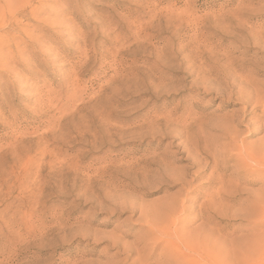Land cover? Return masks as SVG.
I'll use <instances>...</instances> for the list:
<instances>
[{
    "label": "rangeland",
    "instance_id": "obj_1",
    "mask_svg": "<svg viewBox=\"0 0 264 264\" xmlns=\"http://www.w3.org/2000/svg\"><path fill=\"white\" fill-rule=\"evenodd\" d=\"M197 258L264 264V0H0V264Z\"/></svg>",
    "mask_w": 264,
    "mask_h": 264
},
{
    "label": "bare ground",
    "instance_id": "obj_2",
    "mask_svg": "<svg viewBox=\"0 0 264 264\" xmlns=\"http://www.w3.org/2000/svg\"><path fill=\"white\" fill-rule=\"evenodd\" d=\"M252 112H253V111H252ZM253 116H254V115H253ZM229 126H230V125H229ZM230 140H231V139H230ZM47 155H48V154H47ZM60 166H61V165H60ZM62 166H63V165H62ZM69 166H70V165H69ZM60 168H61V167H60ZM64 169H65V168H64ZM93 178H94V177H93ZM168 178H169V177H168ZM171 179H172V178H171ZM75 180H76V179H75ZM99 182H100V181H99ZM185 183H186V182H185ZM73 185H74V184H73ZM186 185H187V184H186ZM185 187H186V186H185ZM185 189H186V188H185ZM64 193H65V192H64ZM179 193H180V192H179ZM113 196H114V195H113ZM185 196H187V194H186ZM104 197H105V196H104ZM77 198H78V197H77ZM95 199H96V198H95ZM80 200H81V199H80ZM97 201H98V200H97ZM84 203H85V202H84ZM180 203H181V202H180ZM176 205H178V204H176ZM180 205H181V204H180ZM123 207H124V205H123ZM180 207H181V206H180ZM172 208H173V206H172ZM97 209H98V208H97ZM201 209H202V208H201ZM153 210H155V209H153ZM161 210H162V209H161ZM131 211H132V210H131ZM140 211H142V210H140ZM155 211H156V210H155ZM171 211H174V210H171ZM129 213H130V212H129ZM140 213H141V212H140ZM143 213H144V212H143ZM157 214H158V213H157ZM165 214H166V213H165ZM139 216H140V215H139ZM148 216H149V215H148ZM153 216H154V215H153ZM160 216H161V215H160ZM167 216H168V215H167ZM156 217H158V216H156ZM175 217H176V216H175ZM149 218H150V217H149ZM152 218H153V217H152ZM158 218H159V217H158ZM163 218H164V217H162V219H163ZM154 219H155V218H154ZM156 219H157V218H156ZM159 219H160V218H159ZM165 219H167V218H165ZM149 221H150V220H149ZM151 221H152V220H151ZM156 221H157V220H156ZM167 221H168V220H167ZM176 221H177V219H176ZM143 222H144V221H143ZM143 222H142V223H143ZM160 222H161V221H160ZM162 222H163V221H162ZM162 222H161V223H162ZM164 222H165V221H164ZM174 222H175V221H174ZM146 223H147V222H146ZM156 223H157V222H156ZM171 223H172V227H171V225H169L170 227L167 229V232L165 231L164 234H165V236L167 237L169 234L174 233V234H172V235L170 236V238L173 239V237L177 235V234H176L177 232H173V230H174V228H173L174 226H173V225H174L175 223H174V224H173V222H171ZM176 223H177V222H176ZM152 224H153V222H152ZM157 224H158V223H157ZM149 225H150V224H149ZM149 225H148V226H149ZM158 225H159V224H158ZM152 226H153L152 229L155 228V227H154V224H153ZM156 226H157V225H156ZM161 226H162V224H161ZM156 228H157V227H156ZM156 230H157V229H156ZM178 230H179V229H178ZM159 231H160V230H159ZM174 231H177V230H174ZM156 232H157V231H156ZM156 232H155V233H156ZM163 232H164V231H163ZM161 233H162V232H161ZM183 233H185V232H183ZM183 233H182V235H183ZM193 233H195V232H193ZM156 234H157V233H156ZM188 234H189V233H188ZM190 235H191V234H190ZM196 235H197V234H196ZM157 236H159V235H157ZM153 237H154V236H153ZM182 237H183V236H182ZM193 237H194V236H193ZM159 238H160V237H159ZM159 238H158V239H159ZM161 238H162V237H161ZM170 238L167 237V240L169 239V240H170V243H172V239H170ZM165 239H166V238H164L163 241H164ZM176 239H178V238H176ZM176 239H174L175 241H173V244L175 245V246H174V249H173V250H174L173 252H177V253H179V252L182 251V248L179 247L180 244H179V245L175 244V243H176ZM160 240H161V239H160ZM160 240H158V241H160ZM147 241H148V240H147ZM158 241H157V242H158ZM179 241H180V240H179ZM161 242H162V241H161ZM174 242H175V243H174ZM180 242H181V241H180ZM140 243H141V242H140ZM146 243H147V242H146ZM151 243H152V242H151ZM170 243H168L167 245L169 246ZM147 244H148V243H147ZM159 244H160V243H159ZM140 245H141V244H140ZM154 246H155V245H154ZM165 246H166V245H165ZM166 247H167V246H166ZM172 247H173V245H172ZM147 248H148V247H147ZM154 248H155V247H154ZM185 248H186V247H185ZM149 249H150V248H149ZM144 250H145V249H144ZM151 250H152V249H151ZM168 250H169V249H168ZM149 251H150V250H149ZM182 252H183V251H182ZM147 255H148V254H147ZM197 255H198V254H197ZM197 257H198V256H197ZM149 258H150V257H149ZM197 259H198V258H197ZM197 259H194V260H188V261L193 262V263L195 262V264L200 263V261H199L200 258H199L198 260H197ZM141 260H142V259H141ZM143 262H144V261H143ZM143 264H144V263H143ZM145 264H146V263H145Z\"/></svg>",
    "mask_w": 264,
    "mask_h": 264
}]
</instances>
